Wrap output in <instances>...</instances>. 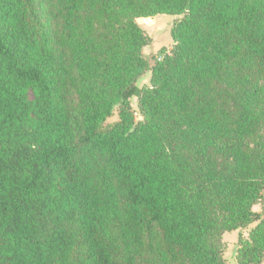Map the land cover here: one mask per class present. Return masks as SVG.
Segmentation results:
<instances>
[{"label": "trees", "instance_id": "obj_1", "mask_svg": "<svg viewBox=\"0 0 264 264\" xmlns=\"http://www.w3.org/2000/svg\"><path fill=\"white\" fill-rule=\"evenodd\" d=\"M260 203L264 0H0V264H262Z\"/></svg>", "mask_w": 264, "mask_h": 264}, {"label": "rangeland", "instance_id": "obj_2", "mask_svg": "<svg viewBox=\"0 0 264 264\" xmlns=\"http://www.w3.org/2000/svg\"><path fill=\"white\" fill-rule=\"evenodd\" d=\"M181 17L179 16H170V15H158L154 18L148 19H138L137 22L141 26L142 29L145 30L147 35L151 38V43L148 47L144 49V54L147 57H151L154 55H158L160 50L166 49L167 52L171 51L174 47V42L171 36V30L173 25L177 20ZM154 62H151L153 65ZM151 79V72H147L144 77L138 82L140 87H149ZM131 105L135 111L136 120L139 121L142 119L139 108L137 98H133L131 100ZM118 120V109L115 110L114 115L108 119L107 124H112ZM254 211L256 213L264 216V203L257 204L254 207ZM257 223L251 224L246 228L238 229L236 231L227 232L224 234V242L226 243V251L224 254V258L226 259L228 264H237L236 261V251L237 244L240 235L244 237H248L249 232L255 227Z\"/></svg>", "mask_w": 264, "mask_h": 264}, {"label": "crops", "instance_id": "obj_3", "mask_svg": "<svg viewBox=\"0 0 264 264\" xmlns=\"http://www.w3.org/2000/svg\"><path fill=\"white\" fill-rule=\"evenodd\" d=\"M262 264H264V262Z\"/></svg>", "mask_w": 264, "mask_h": 264}]
</instances>
